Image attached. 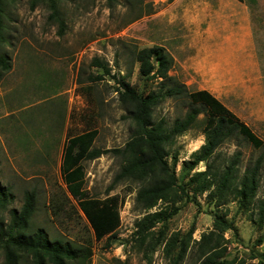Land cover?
I'll list each match as a JSON object with an SVG mask.
<instances>
[{
  "label": "rangeland",
  "instance_id": "obj_1",
  "mask_svg": "<svg viewBox=\"0 0 264 264\" xmlns=\"http://www.w3.org/2000/svg\"><path fill=\"white\" fill-rule=\"evenodd\" d=\"M196 1L58 0L64 21L61 33L42 0L33 4V0L1 1L0 56L10 68L0 80V188L6 193L0 226L9 223L11 210L21 209L25 194L33 193L35 209L26 232L32 235L43 230L50 240L91 252L88 260L67 264H166L167 254L174 256L183 250L180 264H199L204 258L199 259L196 243L212 229L213 215L218 214L231 222L232 230L219 239L217 263L264 264V219H260L264 148L255 149L235 134L214 155L222 165L238 154L233 184L261 157L259 186L248 203L234 199L229 188L221 200L204 192L196 194L193 202L188 177L180 180L182 162L204 143L205 113L166 148L169 171L188 199L158 201L151 210L142 211L134 200L139 184L124 181L112 186L122 163L118 156L107 153L81 163L84 198L116 199L120 221L111 245H106V238H94L61 177L62 149L70 137L96 130L93 148L100 150L123 148L129 141L132 122L116 90L119 82H125L142 97L159 91L161 81L140 77L139 64L134 61L138 50L153 46L163 47L172 58L169 76L191 93L204 90L212 94L264 143V32L255 35L258 76L251 68L242 69L244 61L227 45L223 52H209L202 43L203 9L195 6ZM255 1L264 17V0ZM93 59L102 67L92 66ZM97 76L102 79L91 81ZM189 105L185 99L167 98L153 109L152 118L155 123L164 120L171 125L184 116ZM203 170L200 163L189 176ZM175 193L178 196L179 190ZM174 208L178 211L166 223L146 221L136 232L135 223L146 214L172 213ZM0 264H5L1 247ZM16 264L33 263L22 254Z\"/></svg>",
  "mask_w": 264,
  "mask_h": 264
},
{
  "label": "trees",
  "instance_id": "obj_2",
  "mask_svg": "<svg viewBox=\"0 0 264 264\" xmlns=\"http://www.w3.org/2000/svg\"><path fill=\"white\" fill-rule=\"evenodd\" d=\"M33 1L32 4L40 0ZM42 1L50 12V19L58 24L59 33H61L64 21L58 9V0ZM108 1L113 2V0ZM134 61L139 64V76L159 79L161 88L157 93L142 97L137 95L129 84L118 83L119 88L116 92L125 105L127 117L133 126L129 141L123 148L100 150L93 148L98 132L90 130L70 137L64 144L61 154L62 180L69 194L77 200L78 207L89 223L94 238L97 241L106 238L107 246L115 241V232L119 227L117 202L111 197L104 200L84 198L82 192L84 171L81 166L83 161L94 160L107 153L118 156L122 163L118 173L114 176L112 186L124 181L139 184L134 200L135 205L142 211L151 210L158 201L166 204L180 200L182 197L188 199L184 188L177 185L174 172L169 171L165 160L166 148L176 137L188 131L200 114L205 113L208 123L204 133V143L199 150L191 154L188 161L182 162L181 167L180 180L184 181L188 177L186 184L193 187V196L190 198L193 202H195L196 194L204 192H208V196L216 201L221 200L224 191L229 188L234 199L248 203L258 189L259 171L262 166V159L259 157L244 170L236 184H233L236 180L233 171L237 164L238 154L221 165L214 159L217 149L235 134L248 141L255 149H263L264 143L212 94L204 90L191 93L183 84L169 76L173 60L163 47L153 46L138 50ZM91 64L97 68L102 67L97 59H93ZM9 68L7 59L0 56V80ZM104 73L108 75L109 70L104 69ZM101 77L97 76L91 81H99ZM167 98L188 100L189 108L183 117L175 119L171 125L166 124L164 120L155 123L152 111ZM200 163L204 164V170L193 172L189 176V173ZM176 189L179 190L178 196L174 194ZM5 197V191L0 188V207L5 206ZM34 209V195L26 193L21 209L18 212L11 210L9 223L4 227L0 226V247L5 264H16L17 256L22 254L30 256L33 264H67L89 259L91 252L88 248H75L57 239L50 240L43 230H38L32 235L28 234L26 232L27 222L32 217ZM176 211L178 208H174L172 213L159 210L146 214L135 223L136 232L141 231L146 221L160 220L163 224L166 223L170 215ZM260 219H264V209L261 210ZM228 230H232L231 222L214 214L212 229L202 234L196 243V253L199 259L204 258L199 264H218L215 257L220 249L219 239ZM172 247L174 245L171 249ZM183 254L184 250L174 256L167 254L166 264H180Z\"/></svg>",
  "mask_w": 264,
  "mask_h": 264
},
{
  "label": "crops",
  "instance_id": "obj_3",
  "mask_svg": "<svg viewBox=\"0 0 264 264\" xmlns=\"http://www.w3.org/2000/svg\"><path fill=\"white\" fill-rule=\"evenodd\" d=\"M251 1L253 4L246 0H198L195 6L203 9L200 19L205 37L202 43L208 46L209 52H223L227 45L229 51L239 54V61H244L242 69L251 68L259 76L255 35L263 34L264 17L260 15V5ZM219 60L220 56L218 64Z\"/></svg>",
  "mask_w": 264,
  "mask_h": 264
}]
</instances>
